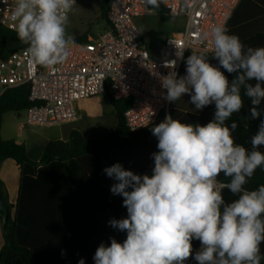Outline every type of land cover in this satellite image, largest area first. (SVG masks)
Wrapping results in <instances>:
<instances>
[{
  "label": "clouds",
  "instance_id": "1",
  "mask_svg": "<svg viewBox=\"0 0 264 264\" xmlns=\"http://www.w3.org/2000/svg\"><path fill=\"white\" fill-rule=\"evenodd\" d=\"M143 2L158 8L161 0ZM75 5L76 0H14L11 20L33 63L51 68L66 62L75 43L67 32ZM201 38L210 41L218 64L192 53L183 76L175 71V61L166 65L171 70L161 86L169 102L188 94L196 110L214 104L213 119L201 125L166 115L153 126L158 151L152 153L151 175L135 174L120 163L103 170L115 181L110 191L123 197L127 209L126 218L108 223L126 232V239L101 243L94 264H185L192 257L193 240L200 242L194 256L198 264H261L264 259V184L245 188L264 166V153L258 150L264 146V47L245 48L224 25L211 27ZM225 71L234 78L229 80ZM244 97L252 105L250 118L260 120L251 150L236 143L238 124L226 123L241 112ZM221 174L227 183L218 179ZM225 188L238 198L226 203ZM78 264H85L84 259Z\"/></svg>",
  "mask_w": 264,
  "mask_h": 264
},
{
  "label": "trees",
  "instance_id": "2",
  "mask_svg": "<svg viewBox=\"0 0 264 264\" xmlns=\"http://www.w3.org/2000/svg\"><path fill=\"white\" fill-rule=\"evenodd\" d=\"M111 0L101 1L100 18L106 20ZM161 18H169L164 7L149 6ZM230 34L237 35L247 47H264V0H242L226 26ZM86 42L87 35L76 39ZM16 32L0 25V55L8 58L14 51L24 50ZM186 53L179 75L186 74ZM209 62L218 61L211 54ZM223 71V69H221ZM229 80L235 74L225 71ZM114 108L115 128L99 138H89L74 130L66 139L42 140L38 151H29L24 144L14 139H3L0 133V165L13 159L21 171L19 198L15 208L8 201V193L0 180L9 219L3 230L4 244L0 249V264H78L83 258L85 264H94V254L101 243L110 245V238L122 243L126 232L118 231L109 225L111 219L127 217L123 197L113 195L110 188L115 181L104 173V169L120 163L125 170L135 174L151 175L154 167L152 153L157 152L158 140L151 128L165 119V112L147 128L132 132L125 124L124 111L131 103L128 99L114 100L109 88L104 93ZM243 95V92H242ZM189 95L171 104L170 112L174 119L185 123L204 125L211 121L215 105L203 110L188 108ZM33 103L29 100V85L24 84L6 89L0 95V130L5 114H20ZM250 99L244 97V107L226 121L230 126L236 122L233 131L236 143L251 150V138L256 134L259 119L250 118ZM264 118V103L261 104ZM264 153V146L259 149ZM221 182L228 180L220 175ZM264 184V166L258 167L248 180L245 188L255 190ZM226 203L237 199L228 189L222 190ZM15 213H12V209ZM4 214L0 210V225ZM193 255L199 250L200 242L193 240ZM264 256V243L261 244ZM192 264H198L194 259ZM264 264V259L261 260Z\"/></svg>",
  "mask_w": 264,
  "mask_h": 264
},
{
  "label": "built area",
  "instance_id": "3",
  "mask_svg": "<svg viewBox=\"0 0 264 264\" xmlns=\"http://www.w3.org/2000/svg\"><path fill=\"white\" fill-rule=\"evenodd\" d=\"M242 0H161L169 18H180L184 28L166 38L160 56L153 57L136 24L153 10L143 0H111L108 27L97 38L74 40L63 64L44 68L33 63L26 51L0 55V95L8 89L29 85L31 107L24 110V126L55 127L77 120V103L104 94L109 88L114 100L128 99L125 124L139 132L168 115L172 102L165 99L161 78L176 62L179 74L185 54H211V43L202 34L215 25L228 24ZM14 0H0V25L15 31L11 20ZM181 55L183 58H181Z\"/></svg>",
  "mask_w": 264,
  "mask_h": 264
},
{
  "label": "rangeland",
  "instance_id": "4",
  "mask_svg": "<svg viewBox=\"0 0 264 264\" xmlns=\"http://www.w3.org/2000/svg\"><path fill=\"white\" fill-rule=\"evenodd\" d=\"M101 1L76 0V5L69 14V23L67 25V32L74 40L83 35H87L89 40L95 39L105 31L107 21L100 18ZM140 18L141 28L143 27L148 33L153 30L160 37L184 28V21L182 19H163L155 10H153L152 14ZM189 101L188 108H194L195 106L189 103ZM77 104L80 106V112L77 109V120L73 123L55 127L24 126L25 129L22 131L20 126L24 125V114L12 113L6 119L10 123V130L7 131V134L17 136L18 139L22 136L24 137V133L22 134V132L29 133V135L32 132L33 135L40 134L47 138H57L61 136L67 137L70 132L77 130L82 132L83 135L89 136V138H99L115 128L114 108L110 104L106 94L86 98ZM89 107L93 109L87 110ZM27 141L30 150L34 152L38 151L40 148L38 142L32 141L30 138ZM194 256L192 254V257L188 259L186 264H192Z\"/></svg>",
  "mask_w": 264,
  "mask_h": 264
},
{
  "label": "crops",
  "instance_id": "5",
  "mask_svg": "<svg viewBox=\"0 0 264 264\" xmlns=\"http://www.w3.org/2000/svg\"><path fill=\"white\" fill-rule=\"evenodd\" d=\"M106 21H107V19H106ZM135 21H136V24L138 23L137 25L141 31L143 42L145 43L147 49L150 51V53L153 57L157 58L161 54L164 41L171 34L160 37L153 30L149 31V33H148L143 27L141 28V18L140 17H137L135 19ZM107 27H108V21L106 22L105 29ZM78 103H80V102H78ZM77 108L80 112L79 104H77ZM89 109L91 110L93 108L89 107L87 110H89ZM12 113H14V112L7 113L3 117L2 129L0 130L1 137L3 139H6V140H8V139L16 140L18 144H24L29 151H32L29 149V145H27L28 144L27 140L29 138L32 141L38 142L39 147H40L42 140L48 141L51 139H66L68 137V135L70 134L69 133L67 135V137L61 136V137H57V138H47L45 136H41L40 134L33 135L32 132L30 133V135H29V133L27 134L26 132H22V134L24 133V137L22 136V137H20V139H18L17 136L7 134V131L10 130V125H9L10 123L8 121H6V119ZM20 129L23 131L25 129L24 125L23 126L21 125ZM20 178H21V171H20L19 166L16 164V161H14L13 159H7V160L2 162V164L0 165V180L3 182V184L7 190L8 199H9L8 202L11 205H13L14 208H15L16 202H18V198H19ZM14 208L12 209V213H15ZM3 244H4L3 229L0 225V249H2Z\"/></svg>",
  "mask_w": 264,
  "mask_h": 264
},
{
  "label": "water",
  "instance_id": "6",
  "mask_svg": "<svg viewBox=\"0 0 264 264\" xmlns=\"http://www.w3.org/2000/svg\"><path fill=\"white\" fill-rule=\"evenodd\" d=\"M0 210L3 212L4 214V218H3V225H2V229H6L7 225H8V219H9V214H8V209L5 203V196L2 190V187L0 186Z\"/></svg>",
  "mask_w": 264,
  "mask_h": 264
},
{
  "label": "bare ground",
  "instance_id": "7",
  "mask_svg": "<svg viewBox=\"0 0 264 264\" xmlns=\"http://www.w3.org/2000/svg\"><path fill=\"white\" fill-rule=\"evenodd\" d=\"M188 259L185 261V264L187 263Z\"/></svg>",
  "mask_w": 264,
  "mask_h": 264
}]
</instances>
